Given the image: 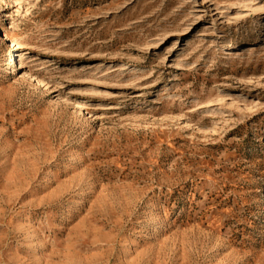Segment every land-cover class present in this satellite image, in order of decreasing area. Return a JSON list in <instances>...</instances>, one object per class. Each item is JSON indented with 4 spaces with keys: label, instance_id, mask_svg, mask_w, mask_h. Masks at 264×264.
<instances>
[{
    "label": "rangeland",
    "instance_id": "374dc122",
    "mask_svg": "<svg viewBox=\"0 0 264 264\" xmlns=\"http://www.w3.org/2000/svg\"><path fill=\"white\" fill-rule=\"evenodd\" d=\"M0 264H264V0H0Z\"/></svg>",
    "mask_w": 264,
    "mask_h": 264
}]
</instances>
